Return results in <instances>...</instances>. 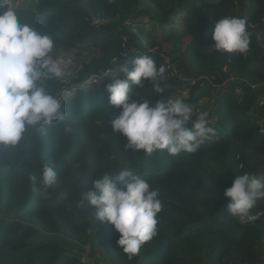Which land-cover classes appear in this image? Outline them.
I'll list each match as a JSON object with an SVG mask.
<instances>
[{"label":"trees","instance_id":"trees-1","mask_svg":"<svg viewBox=\"0 0 264 264\" xmlns=\"http://www.w3.org/2000/svg\"><path fill=\"white\" fill-rule=\"evenodd\" d=\"M33 2L16 7L20 22L51 34L57 47L85 54L111 49L83 63L72 80L48 81L65 101V121L29 129L18 147L0 149V264H90L81 259L85 251L73 248L93 243L111 264L262 262L264 215L240 225L229 215L224 193L243 172L264 178V0ZM227 16L246 19L252 33L246 54L210 49L215 23ZM137 53L167 69L165 93H155L147 81L134 89L150 105L182 98L200 107L201 99L216 95L208 112L216 136L197 152L146 155L126 150L127 138L113 131L109 122L122 109L106 111L105 86L125 78L122 61ZM41 160H52L59 173L57 184L43 193L33 192L28 180L39 176ZM119 168L139 173L162 200L158 235L132 260L118 246L114 226L98 220L88 201L80 208L76 203L80 186L86 192L99 175H119ZM253 212L264 213V199Z\"/></svg>","mask_w":264,"mask_h":264},{"label":"clouds","instance_id":"clouds-1","mask_svg":"<svg viewBox=\"0 0 264 264\" xmlns=\"http://www.w3.org/2000/svg\"><path fill=\"white\" fill-rule=\"evenodd\" d=\"M251 35L246 19L227 16L215 23L214 45L210 49L246 54ZM72 63V58L57 48L51 34L20 22L13 0H0V149L18 147L29 129L44 131L55 122L65 121L68 115L65 101L50 91L48 81L62 80ZM132 64L131 70L126 65L120 67L124 79L114 78L105 86L109 93L106 111L113 106L122 109L109 123L114 132L127 138L126 150L146 155L166 151L177 156L197 152L205 141L216 136L207 111L198 113L194 119L192 107L182 98L161 99L150 105L139 91H134L144 88L147 81L155 93H165L170 86L165 82L164 65L158 67L148 55H138ZM110 72L108 69L105 75ZM134 96L139 99H133ZM190 123L192 127H188ZM40 163L39 176L31 175L28 180L33 192L43 193L57 184L59 173L52 160ZM119 170V175L112 172L99 175L86 192L80 186V199L76 203L80 208L88 201L95 207L98 220L114 226L120 234L118 246L132 260L158 235L162 200L160 191L139 173ZM224 195L229 198V215L240 225L254 223L264 215L253 212L257 202L264 199V178L243 172Z\"/></svg>","mask_w":264,"mask_h":264},{"label":"rangeland","instance_id":"rangeland-1","mask_svg":"<svg viewBox=\"0 0 264 264\" xmlns=\"http://www.w3.org/2000/svg\"><path fill=\"white\" fill-rule=\"evenodd\" d=\"M13 3L15 5V7H19L22 9L31 8L34 5L33 0H13ZM144 20L146 21L147 19L145 18ZM57 48L63 54L70 56L73 60L72 65L70 66L69 70L66 72V74L63 78L66 81L72 80V77H75L77 75L78 69L80 68V66L83 63L90 61L91 59H93L96 56L105 55L106 52L111 49L110 47H103L102 49L101 48L100 49H94L92 52L85 54L82 52L81 53L80 52H74V51H71V50L64 48V47H57ZM138 55H148L149 56V54L137 53L131 59H124L122 61L123 64L126 65L131 70V68L133 67L132 62ZM226 72H227V70H226ZM94 78L95 77H93L90 82H94ZM226 87H227V84H223L220 87V90L221 91L225 90ZM215 100H216V95H213L209 98L207 97V98L201 99V101L199 103L201 110L203 112L204 111L210 112L214 106ZM213 120H216V116L213 117ZM94 242H96V241H94ZM73 251L78 252V253H80V251H85L86 255L81 254V259L89 261L90 264H111L110 262L107 261L102 248L97 243H93L90 246L85 245L83 248L82 247H75V248H73Z\"/></svg>","mask_w":264,"mask_h":264},{"label":"built area","instance_id":"built-area-1","mask_svg":"<svg viewBox=\"0 0 264 264\" xmlns=\"http://www.w3.org/2000/svg\"><path fill=\"white\" fill-rule=\"evenodd\" d=\"M168 63H169V61H168ZM169 68H173V66L170 63H169ZM174 73H176V70H174ZM192 109H193V118L194 119L196 118L198 113L203 112L200 107H192ZM82 261L85 262L86 260H82ZM258 264H264V260L262 262L258 263Z\"/></svg>","mask_w":264,"mask_h":264},{"label":"water","instance_id":"water-1","mask_svg":"<svg viewBox=\"0 0 264 264\" xmlns=\"http://www.w3.org/2000/svg\"><path fill=\"white\" fill-rule=\"evenodd\" d=\"M251 114H253V109L251 110Z\"/></svg>","mask_w":264,"mask_h":264}]
</instances>
